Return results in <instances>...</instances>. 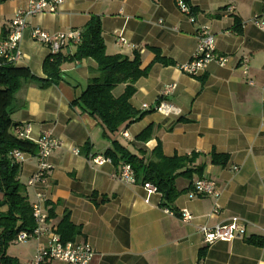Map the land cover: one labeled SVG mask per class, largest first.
Returning <instances> with one entry per match:
<instances>
[{"label": "crops", "instance_id": "obj_1", "mask_svg": "<svg viewBox=\"0 0 264 264\" xmlns=\"http://www.w3.org/2000/svg\"><path fill=\"white\" fill-rule=\"evenodd\" d=\"M27 2L0 0V39L7 34L15 11ZM188 3L195 23L174 0H67L55 13L28 19L21 58L14 65L38 78L45 76L43 62L49 50L31 39L32 28L48 33L82 30L91 16H98L107 55L132 59L139 53L140 68L148 67V73L136 81L130 104L142 116L113 137L132 154L144 152L146 159L157 146L168 157L198 153L196 163H204L202 176L214 179L220 193L219 213L210 216L214 199H189L190 182L178 177L176 188L183 191L165 205L174 213L168 215L161 194L148 196L140 180L133 184L118 180L120 164L88 162V153L104 155L111 144L95 119L71 106L86 88L90 70L96 68L92 59L64 63L61 80L47 88L33 79L22 80L8 110L14 124L10 131L14 134L15 127L28 125L31 139L50 133L62 143L48 157L52 168L43 192L47 213L54 214L48 222L57 229L69 213L70 221L81 229L75 240L87 241L94 250L90 264H264V33L250 21L264 10V0ZM202 25L214 35L216 54L228 60L222 66L212 61L201 76L191 77L179 65L192 56L196 30ZM150 48L158 49L172 64L154 62ZM74 51L75 46L69 45L61 52ZM244 58L248 59L246 74ZM171 85L174 89L164 93ZM124 88L116 85L112 94L118 97ZM160 103L175 112H157L154 108ZM148 127L150 139L138 141L136 136ZM75 149L79 154L73 153ZM213 151L229 156L225 166L210 163L208 155ZM35 153L27 152L20 165L18 178L24 185L36 169ZM26 190L28 201L34 202L37 190L27 186ZM181 208L190 211L192 220L182 221ZM232 216L246 222L245 235L204 244L198 226L224 223ZM43 241L35 239L33 248L28 245L7 254L24 264Z\"/></svg>", "mask_w": 264, "mask_h": 264}, {"label": "trees", "instance_id": "obj_2", "mask_svg": "<svg viewBox=\"0 0 264 264\" xmlns=\"http://www.w3.org/2000/svg\"><path fill=\"white\" fill-rule=\"evenodd\" d=\"M101 33L99 17L91 16L82 29L81 41L75 46L73 54L59 52L52 56L48 53L43 62L45 76L42 78L31 75L26 68L0 61V264H19L15 258L6 255V249L19 232H32L36 227L26 185L18 178L20 165L13 162L9 155L15 148L31 153L36 150L33 143L18 138L10 131L14 124L8 110L24 79H33L40 87L47 88L61 80V66L64 63L92 59L96 68L90 70L91 76L86 88L76 96L71 106L88 113L100 125L102 136L111 142L104 156L109 157L115 165L129 163L137 181L154 184L162 194L164 207L183 191L176 188L175 181L178 177L189 180V189L193 177L202 176L204 163H196L198 153L168 157L162 153L160 146H157L146 159L144 152L132 154L113 137L142 116L130 104V99L136 92V81L147 75L148 67L140 68V56L137 52L132 59L121 54L107 55ZM150 49L155 54L154 62L165 66L172 64L158 49ZM119 84H124L125 88L120 96L115 97L112 90ZM150 137L151 128L148 127L139 133L136 139L146 142ZM208 156L210 163L218 166H225L229 159L227 154L214 151ZM47 215L48 218L54 217L52 210H48ZM80 231V227L70 221L69 213L61 218L56 229L64 243L74 241ZM257 244L261 245L262 242Z\"/></svg>", "mask_w": 264, "mask_h": 264}, {"label": "built area", "instance_id": "obj_3", "mask_svg": "<svg viewBox=\"0 0 264 264\" xmlns=\"http://www.w3.org/2000/svg\"><path fill=\"white\" fill-rule=\"evenodd\" d=\"M65 1L67 0H28L25 7L17 9L10 21L7 34L0 39V61L11 64L18 62L21 58L20 43L24 31L28 27V19L42 13H55ZM174 2L178 10L191 23L196 22L194 11L186 0H174ZM250 21L264 33V10L261 13L254 14ZM30 36L33 41L45 45L49 50V54L53 56L69 45L76 46L81 41L82 30L69 29L57 33H48L38 28H32ZM195 37L196 48L190 59L179 65L181 72L191 77H198L205 72L208 64L212 61L221 66L226 64L227 57L216 54L214 35L208 26H199L196 30ZM119 40L123 43L125 42L122 37ZM242 68L244 74H246L248 70L247 58L242 60ZM173 89V85L168 86L165 88L164 93H169ZM147 107L146 104L143 105V108ZM154 109L165 115L175 112L171 106L165 103L156 105ZM29 133L28 125L14 128V134L18 138L29 140L36 148V169L25 183L27 187H32L37 190L35 193L36 199L31 203L36 227L32 232H19L13 241L25 242L32 238H44L43 243L38 246L34 257L24 264H48L51 261H61L66 264H90L95 254L92 246L87 241L74 240L65 243L62 242L56 232V228L48 222L49 219L45 205L46 200L43 192L52 168L48 162V157L54 150L61 147L62 143L50 133H44L36 139H31ZM123 136L128 137L126 133H123ZM26 153L15 148L11 150L9 155L13 162L21 165L25 161ZM73 153L79 154L76 149L73 150ZM86 158L93 165L112 163L109 157L101 154L88 153ZM118 180L131 184L137 182L129 163L124 162L120 164ZM141 184L148 196L156 193L161 194L154 184L150 182H141ZM219 195L220 193L215 180L207 176H201L193 180L187 192L189 199L205 197L214 199L210 216H215L219 213ZM148 196L144 200L145 203L149 202ZM162 209L165 214L174 215L173 211L169 208L162 207ZM179 214L184 222H188L193 218L190 211L186 208H181ZM198 230L202 235L204 244L211 245L216 241L228 242L236 237L244 236L246 233V222L238 216H232L224 223H216L213 225L201 224L198 226Z\"/></svg>", "mask_w": 264, "mask_h": 264}, {"label": "rangeland", "instance_id": "obj_4", "mask_svg": "<svg viewBox=\"0 0 264 264\" xmlns=\"http://www.w3.org/2000/svg\"><path fill=\"white\" fill-rule=\"evenodd\" d=\"M0 198H1V195H0ZM34 242H35V239H29L27 240L26 242H16V241H12L11 243H9L7 249H6V255L11 257V258H14L12 256H10L9 254H7V251L9 250L10 253H14V252H18V251H23V249H25L26 247L29 246H32L33 248V245H34ZM35 255V254H34Z\"/></svg>", "mask_w": 264, "mask_h": 264}]
</instances>
